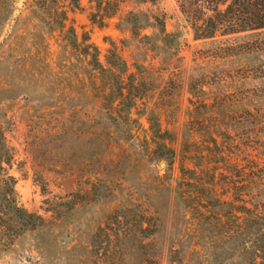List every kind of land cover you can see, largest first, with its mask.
<instances>
[{"label":"rangeland","instance_id":"obj_1","mask_svg":"<svg viewBox=\"0 0 264 264\" xmlns=\"http://www.w3.org/2000/svg\"><path fill=\"white\" fill-rule=\"evenodd\" d=\"M16 1L0 26V125L18 204L44 224L0 248V264H209L239 223L236 188L249 208L264 196V28L195 39L191 21L213 14L196 0H119L99 27L89 15L100 0H80L66 24L101 62L114 42L135 75L138 98L116 127L98 90L78 80L76 52L59 46L57 30L41 32L31 0ZM130 11L163 20L178 50L143 38L151 28H118ZM210 167L214 197L232 201L227 219L218 204L208 218L213 198L200 183Z\"/></svg>","mask_w":264,"mask_h":264},{"label":"trees","instance_id":"obj_2","mask_svg":"<svg viewBox=\"0 0 264 264\" xmlns=\"http://www.w3.org/2000/svg\"><path fill=\"white\" fill-rule=\"evenodd\" d=\"M147 1V0H142ZM153 1V0H149ZM206 2L212 7L213 14L205 19L191 21V28L195 39L211 38L217 31L223 35L256 30L264 28V0H196ZM119 0H100L95 12H91L89 20L99 27L104 26L106 19L111 18L117 11ZM16 0H0V26L10 19ZM224 5L223 9H218V5ZM80 7V0H31L28 8L36 11L35 18L40 25H48L42 33H51L56 30L60 33L63 49L74 50L79 61L78 80L84 83L89 79L92 87L98 92L96 98L105 113V117L115 121L116 116H123L128 119L130 111L138 96L133 92V81L135 75L128 73V65L121 54L116 50L114 42H110L111 47L105 56V61L99 59V51L96 45L90 42L85 34L80 39L72 25H67L68 13ZM38 12V13H37ZM118 28L126 29L136 36L141 31L151 28L150 34L142 35L145 39H153L155 44H160L166 49L177 51L179 48V36L165 30L163 20L155 15L139 11L128 12L119 22ZM42 36V35H41ZM158 44V45H159ZM63 64L68 61L63 60ZM65 66V65H64ZM81 71V72H80ZM86 72L90 76L87 78ZM122 132V133H121ZM121 137L127 138V129L120 130ZM210 134V133H209ZM158 156L167 162L173 161L174 152L164 144H160L157 149ZM206 157L205 155H202ZM12 153L5 143L2 127L0 125V248L6 249L23 233L40 228L44 224V219L38 214L28 212L18 204L15 191V178L8 172L11 165ZM223 169V168H222ZM214 170L210 167L206 170L210 177L207 185L200 183L201 192L205 196H210V206L207 209L208 218H214L212 207L217 204L221 206L222 216H230L232 201L220 200L214 197L212 182ZM221 176L226 177V175ZM227 178V177H226ZM189 184V183H187ZM181 187V186H180ZM178 189H182L178 187ZM234 198L241 202L238 214H234L239 222L235 225L233 234L224 231L220 243L215 245L218 251L213 252L209 259V264H264V196L252 201L251 208L247 207L246 200L242 199L240 187L236 188ZM176 191V190H174ZM179 191H176L178 194ZM228 192V190L224 191ZM223 195V193H222ZM212 202L214 204L212 205ZM206 212V213H207ZM207 213V214H208ZM201 216L203 214L201 213ZM220 216V215H219ZM218 218V217H216ZM209 222V221H208ZM145 231L147 227H140Z\"/></svg>","mask_w":264,"mask_h":264}]
</instances>
